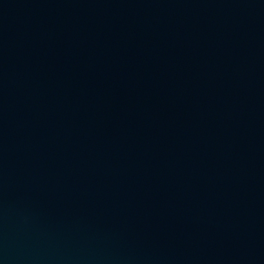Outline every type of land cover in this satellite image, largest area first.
Returning a JSON list of instances; mask_svg holds the SVG:
<instances>
[{"label":"water","instance_id":"water-1","mask_svg":"<svg viewBox=\"0 0 264 264\" xmlns=\"http://www.w3.org/2000/svg\"><path fill=\"white\" fill-rule=\"evenodd\" d=\"M0 264H264V0H0Z\"/></svg>","mask_w":264,"mask_h":264}]
</instances>
